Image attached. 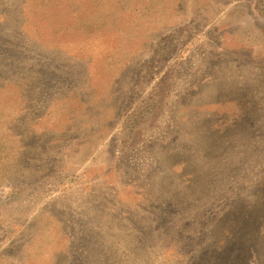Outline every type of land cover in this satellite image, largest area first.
<instances>
[{"label":"rangeland","instance_id":"rangeland-1","mask_svg":"<svg viewBox=\"0 0 264 264\" xmlns=\"http://www.w3.org/2000/svg\"><path fill=\"white\" fill-rule=\"evenodd\" d=\"M0 264H264V0H0Z\"/></svg>","mask_w":264,"mask_h":264}]
</instances>
